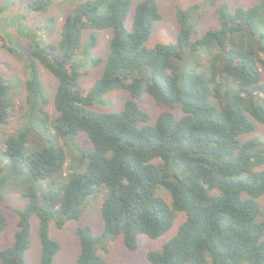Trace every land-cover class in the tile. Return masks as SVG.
Returning a JSON list of instances; mask_svg holds the SVG:
<instances>
[{
	"label": "trees",
	"instance_id": "obj_1",
	"mask_svg": "<svg viewBox=\"0 0 264 264\" xmlns=\"http://www.w3.org/2000/svg\"><path fill=\"white\" fill-rule=\"evenodd\" d=\"M52 1L32 0L28 7L47 10ZM131 6V0H84L66 13L56 42L30 33L21 46L0 34V49L12 51L27 70L24 122L4 140L0 163V202L10 184L21 188L26 201L12 209L17 229L13 242L0 247V264H28L33 214L40 264H53L59 244L49 234L50 222L61 228L78 218L99 185L107 189L100 207L103 230L97 235L88 225L78 226L80 251L68 264H103L97 249H106L104 238L122 235L135 249L139 234L159 237L178 213L184 215L174 235L147 252L151 264H264V140H240L255 130L252 119L264 124V0L233 10L220 3L217 25L201 33V5L177 8L175 41L152 48L145 41L161 18L158 4L138 1L128 28ZM85 29L110 30L103 71L87 88L79 81V55L90 64L101 59L91 53L97 34L84 39ZM39 65L57 80L55 116L46 110ZM8 87L0 73V125L12 106ZM113 90L129 94L121 109L92 108ZM143 91L166 107L153 123L137 103ZM34 128L49 135L48 145L27 148ZM81 131L92 144L81 150L86 166L61 178L67 153L56 137L68 140ZM54 179L45 188L35 184ZM6 224L0 213V232Z\"/></svg>",
	"mask_w": 264,
	"mask_h": 264
},
{
	"label": "rangeland",
	"instance_id": "obj_2",
	"mask_svg": "<svg viewBox=\"0 0 264 264\" xmlns=\"http://www.w3.org/2000/svg\"><path fill=\"white\" fill-rule=\"evenodd\" d=\"M32 0H0V34L5 35L8 40L24 46L28 42V35L36 34L37 37L45 41L56 42L59 36L61 24L64 16L69 10L84 0H53L47 10H32L28 3ZM140 0H131V10L126 19V26L130 28L133 6ZM158 4L161 18L156 21L152 27L145 46L154 47L158 42L170 43L175 41L178 23L177 8H186L191 4L201 5V19L197 24V31L203 32L207 28L217 25L216 9L220 3H227L230 9L237 6L248 7L259 0H216L210 4L207 0H155ZM50 18L53 21H50ZM97 34V44L92 50L95 58L101 59L98 64H90L83 55H79L80 76L79 81L85 88L89 87L102 73L104 60L109 48L110 30L85 29L83 38L86 39L91 32ZM0 73L8 79L9 87L7 97L11 100V110L6 123L0 125V163L4 162V140L11 134H15L23 125V105L26 99L25 81L27 79V70L24 62L12 51L4 47L0 49ZM39 73L42 78L45 94L48 98L46 110L51 116L57 115L53 106L54 93L56 89V78L44 67L39 65ZM264 80V74H262ZM129 94L126 90H113L105 96V101L99 105L92 106L96 111H114L122 108L124 100ZM138 105L150 116V123H153L156 116L166 109L160 106L151 95L143 91L137 98ZM175 115H179L178 107L172 109ZM255 123V130L252 133L240 136L244 141L252 135L261 137L264 140V124L252 119ZM49 135L42 129L34 128L31 131L27 142V148L42 147L48 145ZM56 143L62 145L67 153V162L63 169V176L73 170L80 171L86 166L81 162V150L92 149V144L83 131L79 132L72 139L56 137ZM59 177V176H58ZM59 177V178H60ZM60 178V179H61ZM56 184L54 180L36 181V186L45 188ZM107 189L104 186H95L94 192L88 197L83 205L80 216L76 219L67 220L59 228L52 221L49 224V234L59 244V249L53 257V264H68L76 260L80 244L76 234V229L81 225H88L94 234H100L103 230V219L101 216V203ZM159 194L166 200L170 199L169 194L162 188ZM26 198L21 192L19 186L10 184L9 190L5 193L4 199L0 202V213L7 220L6 227L0 232V247H5L13 242L14 234L17 229V215L13 208L24 206ZM262 211H264V195L259 198ZM43 205V204H41ZM183 213H178L173 225L169 230L157 238H150L145 234L138 235V245L135 249H129L122 235L104 238L102 245L106 248L98 247L97 253L103 258V264H151L147 260V252L150 250H159L162 244L167 241L177 230L179 223L183 219ZM29 247L25 252V258L28 264H40L41 245L38 237V217L36 214L31 216V230L29 237ZM244 264V263H243Z\"/></svg>",
	"mask_w": 264,
	"mask_h": 264
}]
</instances>
